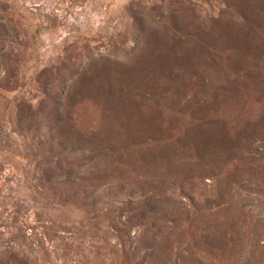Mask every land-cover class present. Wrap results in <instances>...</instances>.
<instances>
[{"label": "rangeland", "instance_id": "rangeland-1", "mask_svg": "<svg viewBox=\"0 0 264 264\" xmlns=\"http://www.w3.org/2000/svg\"><path fill=\"white\" fill-rule=\"evenodd\" d=\"M14 253L264 264V0H0Z\"/></svg>", "mask_w": 264, "mask_h": 264}, {"label": "trees", "instance_id": "trees-1", "mask_svg": "<svg viewBox=\"0 0 264 264\" xmlns=\"http://www.w3.org/2000/svg\"><path fill=\"white\" fill-rule=\"evenodd\" d=\"M241 132H242V131H240L239 134H240ZM209 133L212 134L211 131H209ZM72 183L75 184V182H74L73 180H72ZM79 192H82L80 187H78L77 189H75V190L72 192L71 197H72V198H80ZM130 221H132V219H130L129 222H130ZM9 259H11V260H16V261H18L19 264L22 263L20 258H17V259H16V254H15V253H14L13 255H11V256L9 257ZM23 259H24V257H23ZM24 260H28V259H24ZM13 262H15V261H13ZM0 263H1V261H0ZM26 263H27V261H26Z\"/></svg>", "mask_w": 264, "mask_h": 264}]
</instances>
